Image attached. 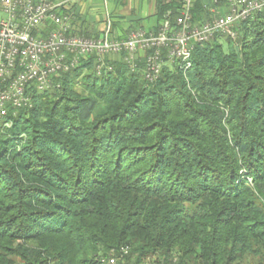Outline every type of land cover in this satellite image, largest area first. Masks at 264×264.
<instances>
[{
  "label": "trees",
  "instance_id": "1",
  "mask_svg": "<svg viewBox=\"0 0 264 264\" xmlns=\"http://www.w3.org/2000/svg\"><path fill=\"white\" fill-rule=\"evenodd\" d=\"M185 4L156 0L157 24ZM231 33L194 43L188 68L162 50L150 82L147 54L100 75L92 54L10 108L0 264H264V10Z\"/></svg>",
  "mask_w": 264,
  "mask_h": 264
},
{
  "label": "built area",
  "instance_id": "2",
  "mask_svg": "<svg viewBox=\"0 0 264 264\" xmlns=\"http://www.w3.org/2000/svg\"><path fill=\"white\" fill-rule=\"evenodd\" d=\"M63 4L55 0H0V124L10 108L32 106V90H49L54 78L72 71L92 54L97 56L94 69L98 75L106 58L122 57L135 72L139 56L147 54L144 79L150 82L161 70L162 50L170 61H180L188 68L194 43H205L219 34L232 36L234 25L264 10V0H210L213 15L195 26L186 2L174 26L165 20L156 33L137 28L125 38L115 39L109 27L100 37L73 33L70 17L59 12ZM100 262L117 264V258L101 257Z\"/></svg>",
  "mask_w": 264,
  "mask_h": 264
},
{
  "label": "crops",
  "instance_id": "3",
  "mask_svg": "<svg viewBox=\"0 0 264 264\" xmlns=\"http://www.w3.org/2000/svg\"><path fill=\"white\" fill-rule=\"evenodd\" d=\"M55 1L64 2L59 12L70 17L73 33L86 38L102 36L108 27L115 39L125 38L137 28L147 33H156L160 27L156 20V0ZM192 1L186 0L189 6ZM201 2L209 8L210 0Z\"/></svg>",
  "mask_w": 264,
  "mask_h": 264
},
{
  "label": "rangeland",
  "instance_id": "4",
  "mask_svg": "<svg viewBox=\"0 0 264 264\" xmlns=\"http://www.w3.org/2000/svg\"><path fill=\"white\" fill-rule=\"evenodd\" d=\"M212 15H213V14H212ZM111 59L113 60V59H116V58H113V57H112ZM105 60H106V59H105Z\"/></svg>",
  "mask_w": 264,
  "mask_h": 264
}]
</instances>
